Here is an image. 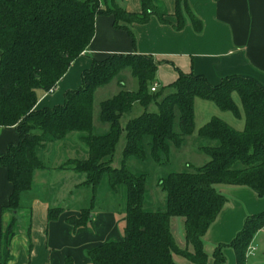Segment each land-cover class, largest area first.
Listing matches in <instances>:
<instances>
[{"label":"trees","instance_id":"obj_1","mask_svg":"<svg viewBox=\"0 0 264 264\" xmlns=\"http://www.w3.org/2000/svg\"><path fill=\"white\" fill-rule=\"evenodd\" d=\"M142 1L141 12L131 13L115 0H0V127L13 126L19 135L16 144H9L0 153V167L7 170L12 184L9 201L2 210L12 212L21 207V195L31 186L33 170L43 167L35 152L37 146L73 131L84 132L88 157L69 160L60 168L86 173L85 183L93 187L106 175L111 188L124 185L126 189L123 237L91 249L89 264H178L173 253L205 264L207 253L202 237L227 201L215 185L247 186L258 196L264 195V86L258 80L234 74L213 85L203 75L180 72L168 91L164 87L151 91L159 62L150 55L117 53L93 60L81 74V85L64 93L63 103L35 109L37 90H53L71 61L88 47L96 15H113L114 25L126 29V23H145L151 14L165 21L150 0ZM176 1L174 27L181 28L187 16L199 31L202 23L191 13L187 1ZM126 68L137 79L138 87L123 88L100 102L99 118L109 124V130L93 135L94 91ZM120 85L123 86L122 81ZM233 93L237 94L242 111ZM195 97L212 101L236 118L243 117L244 128L237 130L223 119L211 117L197 130L200 137L217 141L215 146L202 147L209 160L189 167L188 171H170L159 177L157 185L165 192V208L146 210V173L111 166L123 131L121 116L135 102L144 108L124 126L123 160L133 157L144 161L149 155L155 164L161 165L164 158L168 159L170 147H180L184 137L194 132ZM151 103L156 104V110H148ZM61 211L49 209L48 218H56ZM174 216L184 218L185 242L192 251L176 243L170 227ZM66 220L74 227L87 225L91 221V207ZM13 221L1 234V264L8 260ZM263 226L264 210L247 216L228 244L213 249L214 264L225 263V246L234 250L235 264H246V248ZM64 264L74 262L67 257Z\"/></svg>","mask_w":264,"mask_h":264},{"label":"crops","instance_id":"obj_2","mask_svg":"<svg viewBox=\"0 0 264 264\" xmlns=\"http://www.w3.org/2000/svg\"><path fill=\"white\" fill-rule=\"evenodd\" d=\"M186 1L191 13L202 23L199 31L195 30L187 16L181 28L174 27L177 23L176 0H150L165 21H161L157 14H151L145 23H126L127 29L116 27L113 15H96L94 35L88 47L71 61L53 90H37L35 109L63 103L64 93L81 85V74L91 66L93 60H102L117 53L150 55L158 61L155 82L158 84L157 88L164 87L165 92L180 72L203 75L213 85L220 83L225 76L246 75L255 78L264 86V0ZM115 2L127 12L139 13L142 10V0ZM122 71L131 73L130 69V72L126 69L121 70V73ZM112 81H115L116 86L110 97L119 90L126 89L125 82L117 77L95 89L92 105L93 135L105 134L109 130V124L99 118V104L110 97L95 104L94 95ZM121 81L123 86L120 85ZM137 87L126 90H136ZM233 99L242 111L240 100ZM208 101L194 98V132L184 137L180 147H170L167 160H178L182 153H200L204 155L199 157L200 165H194L186 158L180 161L183 160L189 167L206 163L209 156L202 147L215 146L217 141L200 137L197 130L213 116L223 119L237 130L244 128L243 117L236 118L231 112L220 110L212 101L209 102L217 107L218 112L216 110L213 115L207 113L213 109L207 104ZM136 104L139 103L135 102L131 109ZM197 105L200 106L199 117L203 120L198 125ZM156 108L155 103L148 106L150 111ZM131 109L121 116V119L126 116L121 124L123 131L126 122L144 110L143 107L137 109L138 114L133 115L130 113ZM85 135L84 132L73 131L61 139L47 141L36 147V155L43 167L33 170L31 186L21 195V207L12 212L2 210L9 201L12 184L8 180L7 170L0 167V240L8 223L14 220L8 260L2 264H64L67 257L74 264H89L88 252L91 249L111 240L122 239L125 206L123 208L120 204L118 207V201L116 203L121 185L111 188L109 182L107 183L108 178L103 175L97 186L93 187L85 183L86 173L60 168L69 160L88 157V148L83 141ZM18 140V132L13 126L0 127V153ZM124 145L125 141L121 146L120 156L113 153L111 166H114L116 158L117 166L121 164L120 166L128 168L127 163L133 157L123 160ZM176 153H180L179 156H175ZM215 187L226 196L227 201L202 237L207 253L205 264H214L213 249L219 244H228L242 228L247 216L264 210V195L258 196L250 187L223 183L216 184ZM105 201L108 203L105 204ZM88 207H91V221L87 225L74 227L66 220L71 215L79 216L81 210ZM51 208H61L62 211L56 218L49 219L48 211ZM261 233L262 230L258 231L251 241L250 246L254 250L264 246V233ZM186 246L184 241L182 248ZM187 247L192 251L190 245ZM223 253L226 257L224 264H235V253L230 246L223 247ZM249 254H246V260ZM172 257L178 264H197L176 253Z\"/></svg>","mask_w":264,"mask_h":264},{"label":"rangeland","instance_id":"obj_3","mask_svg":"<svg viewBox=\"0 0 264 264\" xmlns=\"http://www.w3.org/2000/svg\"><path fill=\"white\" fill-rule=\"evenodd\" d=\"M126 70L129 71L128 68H126ZM120 73H121V71L115 77H117L119 80L121 79L122 81L125 82L126 89H135L137 87V80L131 73H127V71L123 72L121 74ZM114 86H116V83H115V81H112L111 83H109L108 85H106L102 89H100L98 92H96L94 95L95 104L98 103L103 98L110 97L112 95V89L114 88ZM233 98H235L237 101L239 100L236 93H233ZM207 104H210L209 106H212V108H213L211 111H209L207 113H211L210 115H213L212 113H215L216 110L218 112L217 107L212 102H209ZM137 109L140 110V109H142V107L139 104H136L131 109L130 113H132L133 115L138 114ZM200 114H201L200 113V106L197 105L196 125L201 124L203 121V120L201 121V119H200V117H201ZM228 114H230V113H228ZM125 117L126 116H123V118L121 119V124H123ZM124 141H125L124 131H122V133L119 137V140L115 146V151H114L115 156H117V157L120 156V149H121L122 144H124ZM178 154H180V153H176L175 156H179ZM200 156H204V155L200 154V153H184V154L182 153L179 158L180 159L186 158L190 163H193L194 165H200V159H199ZM180 159L169 161V160H165V158H164L163 163H161L163 165H161V166H158L160 164H155L149 155L144 161L138 160L136 158H131L130 161H128V163H127L128 168L132 172H134V173H146L145 196H144V203H143L144 209H146V210H161V209L165 208V192L162 191L160 189V187L156 185V182H157L159 177L165 176L170 171H188V170H190L189 166H187L183 162V160L180 161ZM117 165L118 164H116V158H115L113 167H121L120 166L121 164L119 166H117ZM105 177L107 178L106 175H105ZM107 183H108V181H107ZM102 184H104V183H102ZM125 190L126 189H125L124 185H121L120 190L118 189V197L116 200V203H117V201L119 203L118 207L120 206V204L123 206V208L125 206V197H126V191ZM104 203L107 204L108 202L105 201ZM183 220H184V218L180 217V216L179 217L178 216L173 217L171 219V230H172V233L175 237L176 243L180 247H182V245L184 244V241H185ZM175 225L177 226L176 228H175ZM260 230H262L261 234H263L264 233V226L259 228L255 232V234ZM255 234H254V236H255ZM257 243L260 244L259 241H257ZM250 245H251V242L249 243V245L246 248V254H248V247ZM208 248L209 247L207 244L206 249H208ZM246 261H247L246 264H264V246H259L258 248H256V250L252 251L249 254Z\"/></svg>","mask_w":264,"mask_h":264},{"label":"built area","instance_id":"obj_4","mask_svg":"<svg viewBox=\"0 0 264 264\" xmlns=\"http://www.w3.org/2000/svg\"><path fill=\"white\" fill-rule=\"evenodd\" d=\"M157 87H158V84L156 82H154L150 89H151V91H154L157 89ZM252 251H254V247L249 246L248 247V253H251Z\"/></svg>","mask_w":264,"mask_h":264}]
</instances>
